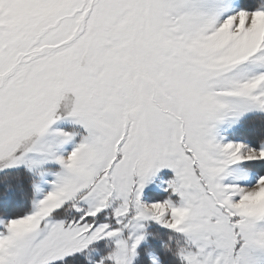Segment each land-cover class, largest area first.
<instances>
[{"label":"snow or ice","instance_id":"obj_1","mask_svg":"<svg viewBox=\"0 0 264 264\" xmlns=\"http://www.w3.org/2000/svg\"><path fill=\"white\" fill-rule=\"evenodd\" d=\"M0 264H264V0H0Z\"/></svg>","mask_w":264,"mask_h":264}]
</instances>
